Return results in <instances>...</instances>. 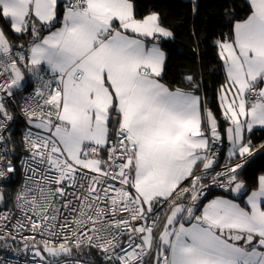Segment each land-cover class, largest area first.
I'll use <instances>...</instances> for the list:
<instances>
[{
  "label": "snow or ice",
  "instance_id": "obj_1",
  "mask_svg": "<svg viewBox=\"0 0 264 264\" xmlns=\"http://www.w3.org/2000/svg\"><path fill=\"white\" fill-rule=\"evenodd\" d=\"M247 6L215 41L221 131L193 76L162 82L174 33L158 13L0 0V180L24 176L9 198L0 186V238L19 236L35 264H264V174L251 189L241 176L264 157L251 138L264 129V0ZM25 74L34 87L17 99Z\"/></svg>",
  "mask_w": 264,
  "mask_h": 264
},
{
  "label": "trees",
  "instance_id": "obj_2",
  "mask_svg": "<svg viewBox=\"0 0 264 264\" xmlns=\"http://www.w3.org/2000/svg\"><path fill=\"white\" fill-rule=\"evenodd\" d=\"M132 3L137 18L156 12L162 25L174 33V38L162 41V49L167 56L162 82L189 89L184 77L193 76L200 85L197 94L207 101L223 131L226 124L220 116L217 92L225 77L215 41L230 33L234 20L246 16L249 11L246 0H132ZM0 27L7 29L8 26L0 21ZM8 34L14 44L27 43V38L21 40L10 32ZM25 92L26 89L18 95L23 96ZM251 138L256 145L264 142V129H255ZM13 140L17 146L18 136L15 135ZM260 174H264V157L257 156L241 176L251 189ZM11 189H5V196ZM92 259L99 261L95 253L89 261Z\"/></svg>",
  "mask_w": 264,
  "mask_h": 264
},
{
  "label": "built area",
  "instance_id": "obj_3",
  "mask_svg": "<svg viewBox=\"0 0 264 264\" xmlns=\"http://www.w3.org/2000/svg\"><path fill=\"white\" fill-rule=\"evenodd\" d=\"M33 87H34V82L27 74H25L23 90L26 89V92L23 94V96H26L29 93H31ZM20 97L21 96L17 94V99H19ZM12 107L14 109V116L16 117L15 123L13 124V129H14L13 137L17 135L19 138V144L16 146L17 155L18 157H22L25 155L21 143V138L25 127L24 124L25 118L16 105H13ZM216 147L220 150L218 155L219 165H217V167L219 168L221 165L224 164V160H225V156H222L224 151V144H218L216 145ZM237 162L239 161L238 160L233 161V163H237ZM23 179H24L23 173L20 172L18 165L17 174L13 178V180L9 181L7 185H5L2 180H0V186L5 187L6 190L12 188L10 192H7L5 196L6 198H9L11 194L15 192L16 188L23 181ZM212 192L214 194H224L221 193L220 189H216V188H213ZM0 264H35V262L33 261L32 253L30 251H25L24 245L21 242L20 237L17 236L15 240L12 239L5 240L3 238H0ZM87 264H91V261H88Z\"/></svg>",
  "mask_w": 264,
  "mask_h": 264
},
{
  "label": "crops",
  "instance_id": "obj_4",
  "mask_svg": "<svg viewBox=\"0 0 264 264\" xmlns=\"http://www.w3.org/2000/svg\"><path fill=\"white\" fill-rule=\"evenodd\" d=\"M193 1H195V0H193ZM246 2H247V0H246ZM223 120V119H222ZM224 121V120H223ZM256 129H260V128H256ZM255 130V129H254ZM224 156L226 157V151H225V148H226V146H227V140L225 139L224 140ZM224 195H227V194H224Z\"/></svg>",
  "mask_w": 264,
  "mask_h": 264
},
{
  "label": "rangeland",
  "instance_id": "obj_5",
  "mask_svg": "<svg viewBox=\"0 0 264 264\" xmlns=\"http://www.w3.org/2000/svg\"><path fill=\"white\" fill-rule=\"evenodd\" d=\"M225 151H226V153H227V146H226V148H225Z\"/></svg>",
  "mask_w": 264,
  "mask_h": 264
},
{
  "label": "water",
  "instance_id": "obj_6",
  "mask_svg": "<svg viewBox=\"0 0 264 264\" xmlns=\"http://www.w3.org/2000/svg\"><path fill=\"white\" fill-rule=\"evenodd\" d=\"M24 83V82H23Z\"/></svg>",
  "mask_w": 264,
  "mask_h": 264
}]
</instances>
